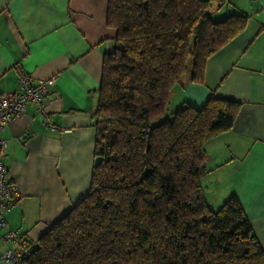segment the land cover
I'll use <instances>...</instances> for the list:
<instances>
[{"label": "trees", "instance_id": "1", "mask_svg": "<svg viewBox=\"0 0 264 264\" xmlns=\"http://www.w3.org/2000/svg\"><path fill=\"white\" fill-rule=\"evenodd\" d=\"M204 0H109L116 47L104 57L92 185L24 264H264L236 197L213 211L201 183L205 144L231 130L239 104L171 100L188 73L244 28Z\"/></svg>", "mask_w": 264, "mask_h": 264}, {"label": "crops", "instance_id": "2", "mask_svg": "<svg viewBox=\"0 0 264 264\" xmlns=\"http://www.w3.org/2000/svg\"><path fill=\"white\" fill-rule=\"evenodd\" d=\"M204 1L212 3L214 21L236 15L245 25L208 59L202 82L184 76L176 107L200 109L210 97L239 104L233 128L205 144L202 181L216 205L238 199L264 252V0ZM108 2L0 0V93L17 91L22 75L52 82L43 113L29 104L0 133L8 178L20 195L0 229V257L17 249L3 239L5 230L37 246L91 189L103 62L116 47Z\"/></svg>", "mask_w": 264, "mask_h": 264}, {"label": "built area", "instance_id": "3", "mask_svg": "<svg viewBox=\"0 0 264 264\" xmlns=\"http://www.w3.org/2000/svg\"><path fill=\"white\" fill-rule=\"evenodd\" d=\"M52 82H34L28 75H22L18 80V90L0 93V133L10 124L22 117L27 106L33 104L38 112L43 113L48 86ZM5 143L0 139V229L7 227L5 216L18 202L20 195L9 181L4 164ZM3 239L17 245L16 250H7L1 255L3 264H24L33 253L34 245L21 236L18 231L5 230Z\"/></svg>", "mask_w": 264, "mask_h": 264}, {"label": "rangeland", "instance_id": "4", "mask_svg": "<svg viewBox=\"0 0 264 264\" xmlns=\"http://www.w3.org/2000/svg\"><path fill=\"white\" fill-rule=\"evenodd\" d=\"M189 74V73H188ZM188 74L186 76H188ZM179 88V87H178ZM178 88L176 90H174V93H173V96H172V100H171V106H170V111L171 112H174L176 111V109H178L176 106V101H177V98L180 97V94H179V90ZM201 183H202V186L203 188H205V190L207 189V191H204L205 192V195H206V199L208 201V203H210V208L213 210V211H218L219 209H221L223 207V205L225 204L224 201H221L218 205L215 204L216 200L212 199V196L214 195V192L211 188H208V185L207 183H205V181L201 180ZM204 195V196H205ZM214 204H212V202ZM212 204V205H211Z\"/></svg>", "mask_w": 264, "mask_h": 264}]
</instances>
